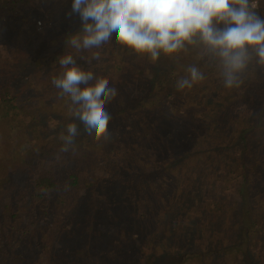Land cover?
Listing matches in <instances>:
<instances>
[{
  "label": "trees",
  "instance_id": "obj_1",
  "mask_svg": "<svg viewBox=\"0 0 264 264\" xmlns=\"http://www.w3.org/2000/svg\"><path fill=\"white\" fill-rule=\"evenodd\" d=\"M71 5L0 0V264H264V69L227 89L194 49L152 62L115 40L97 61L67 42ZM67 54L119 90L111 139L80 125L75 153L51 83ZM192 65L205 81L178 90Z\"/></svg>",
  "mask_w": 264,
  "mask_h": 264
},
{
  "label": "clouds",
  "instance_id": "obj_2",
  "mask_svg": "<svg viewBox=\"0 0 264 264\" xmlns=\"http://www.w3.org/2000/svg\"><path fill=\"white\" fill-rule=\"evenodd\" d=\"M73 14L82 29L67 42L76 52L95 49L97 61L115 40L152 62L194 49L218 71L227 89L240 88L253 68L264 69V19L257 0H72L68 15ZM59 65L51 83L70 98L71 114L79 122L66 126L61 151L76 152L80 125L96 141L110 140L112 117L106 106L116 100L118 88L84 70L72 54L59 57ZM186 71L176 82L178 90L206 79L196 65Z\"/></svg>",
  "mask_w": 264,
  "mask_h": 264
},
{
  "label": "rangeland",
  "instance_id": "obj_3",
  "mask_svg": "<svg viewBox=\"0 0 264 264\" xmlns=\"http://www.w3.org/2000/svg\"><path fill=\"white\" fill-rule=\"evenodd\" d=\"M257 2H258V14L261 16L263 14V12H264V7H263L262 4H260V0H257ZM3 22H4V20H3ZM38 22L42 25V21H38ZM40 24H38V25H40ZM49 30H51V29L49 27H46L43 31L44 32H47V31L49 32ZM0 56H1V53H0ZM0 61H1V59H0ZM62 101L66 104L67 107L71 103L70 98L67 95H63ZM45 148H46V151L49 150V147L48 146H45ZM0 152H1V149H0ZM41 154H43V156H46L47 155V152H41ZM0 155H1V153H0ZM18 168H20V167H18ZM15 169H17V168H15ZM12 171L13 170L8 171V177H9V175H11L13 177ZM19 183H21V182H19ZM23 188H25V186H23ZM44 206L45 205H42V207L37 206V207H39L37 209V215L41 219H44V218L46 219L44 228L47 231V230L51 229V223H52V219L54 218L55 211L56 210L59 211V210H58V207L56 206V204H54L53 202L49 203L46 208ZM47 214H48V216H47ZM73 214H74V210H71L69 212V215L65 218V221L68 224H71L70 223V219L72 217L74 218ZM64 215H66V213H64ZM58 249L52 248V252H56ZM46 252L48 253L49 251H46Z\"/></svg>",
  "mask_w": 264,
  "mask_h": 264
}]
</instances>
